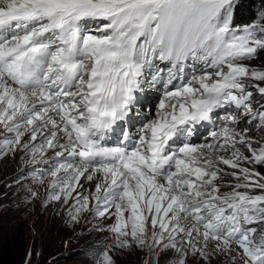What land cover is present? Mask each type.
<instances>
[{"label": "snow or ice", "instance_id": "1", "mask_svg": "<svg viewBox=\"0 0 264 264\" xmlns=\"http://www.w3.org/2000/svg\"><path fill=\"white\" fill-rule=\"evenodd\" d=\"M236 7L0 0V155L44 164L48 201L74 223L85 213L112 221L113 244L90 250L92 264L133 247L144 264L218 253L264 264L252 227L264 224V144L248 135L264 130V68L244 63L264 51V11L236 26ZM147 89L162 95L133 133ZM82 177L95 181L87 194Z\"/></svg>", "mask_w": 264, "mask_h": 264}, {"label": "rangeland", "instance_id": "2", "mask_svg": "<svg viewBox=\"0 0 264 264\" xmlns=\"http://www.w3.org/2000/svg\"><path fill=\"white\" fill-rule=\"evenodd\" d=\"M250 67L264 68V56L244 61ZM257 102L263 100L257 96ZM247 127L241 125L240 129ZM248 135L264 144V130L250 128ZM241 151H245L241 148ZM247 155L248 153L245 152ZM31 161V154L23 151L0 155V222L4 228L20 230L22 233L23 260L22 264H92L90 250L100 245L111 246L113 236L106 230L111 220H102L85 213L79 221L74 223L65 210V207L55 201H48L50 192V177L31 182L27 177V166L35 167ZM247 166V165H245ZM37 168V167H35ZM264 174V168L257 167ZM224 171H231L224 166ZM235 178L225 177L221 192L232 191L228 185L235 183ZM83 186L80 190L91 191L89 182L83 177L80 180ZM36 193L33 199L29 191ZM256 229L254 235L258 238L264 233L261 230L264 224L252 225ZM115 264H144L148 258L143 251L136 248L124 250L116 249L113 252ZM189 264H232L229 254L218 253L208 261L199 256L189 260Z\"/></svg>", "mask_w": 264, "mask_h": 264}, {"label": "trees", "instance_id": "3", "mask_svg": "<svg viewBox=\"0 0 264 264\" xmlns=\"http://www.w3.org/2000/svg\"><path fill=\"white\" fill-rule=\"evenodd\" d=\"M264 11V0H237L233 24L246 25L256 19V15ZM264 56V51L259 53ZM21 229L4 228L0 222V264H22L23 248Z\"/></svg>", "mask_w": 264, "mask_h": 264}, {"label": "bare ground", "instance_id": "4", "mask_svg": "<svg viewBox=\"0 0 264 264\" xmlns=\"http://www.w3.org/2000/svg\"><path fill=\"white\" fill-rule=\"evenodd\" d=\"M148 112H149V114H152L150 111H148ZM86 182H89L91 187H94L95 181L90 182V181L86 180Z\"/></svg>", "mask_w": 264, "mask_h": 264}]
</instances>
